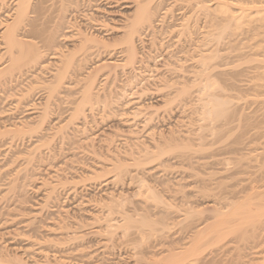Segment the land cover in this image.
I'll use <instances>...</instances> for the list:
<instances>
[{
  "label": "rangeland",
  "instance_id": "rangeland-1",
  "mask_svg": "<svg viewBox=\"0 0 264 264\" xmlns=\"http://www.w3.org/2000/svg\"><path fill=\"white\" fill-rule=\"evenodd\" d=\"M13 1L0 7V33ZM46 1H31L41 13L29 19L52 37L24 39L41 63L0 79V262L264 264L255 21L223 29L215 0H153L129 62L141 0ZM10 57L0 37V67ZM90 74L92 97L75 117ZM128 216L135 226L125 233ZM143 219L152 225L139 227Z\"/></svg>",
  "mask_w": 264,
  "mask_h": 264
},
{
  "label": "bare ground",
  "instance_id": "bare-ground-1",
  "mask_svg": "<svg viewBox=\"0 0 264 264\" xmlns=\"http://www.w3.org/2000/svg\"><path fill=\"white\" fill-rule=\"evenodd\" d=\"M14 1H16L15 2V7L13 8V15H11L12 16V18H11V20L8 22V23H6L5 24V26L2 28V31H1V33H0V37H1V39L3 40V43L5 44V46H6V51L7 52H9L10 53V55H11V57L9 58L10 60H9V64L8 65H4V66H2L1 65V67L0 68H2V69H0V79H1V81H5V83H6V81L7 82H9L10 80H11V78L14 76L13 75V73H14V71L15 70H17V69H20L22 66H25V65H28V66H34V65H36V64H40L41 63V52H39L38 51V48H36V45H33L31 42H29L28 40L26 41V40H24V39H26V37H27V35L30 37V36H33V37H38V38H41V40H43L44 41V43H46V38L48 39V38H51L52 37V35L51 36H47V37H45L44 36V34H46V32L44 33V31L48 28H45V30H43V27L42 26H40L41 24V22L39 23V21H36V22H38L39 24H37V23H35V22H33V21H35V19H33V21L31 20L32 18H30L29 19V14H31V12L33 13V12H36L37 14H40V13H38V11H39V6H38V4H35V5H32V3H31V1L32 0H14ZM13 1V2H14ZM38 1V0H37ZM42 1H44V0H42ZM50 1V0H49ZM54 1V0H53ZM56 1V0H55ZM152 1L153 0H141V2H138V4H136V8H135V11H134V14H133V18L131 19L132 21H131V24H130V30L126 33V41H125V43H126V50H127V61H129V62H132L133 60H134V58H135V55H136V46H135V44H134V34H135V32H138L137 30V28H138V26H140V24H142L143 22H146V21H149L150 20V18H151V4H152ZM216 2V5L215 6H217V11L221 14V15H223V18H225L226 19V22H223V24H221L220 26H221V28H225L226 27V29H228L227 27L229 26L228 24H230V23H232L231 21H233V24H234V26H235V28H240L241 27V25H243L244 23H245V21L246 22H248V20H249V18H250V20L251 21H255V28H254V30L256 31V35L258 36V38L259 37H261V38H264V0H253L252 1V3H254V5L251 7H247V6H241V4H237V2H233V0H215ZM241 1V0H240ZM251 1V0H250ZM6 2H7V0H0V7H3L5 4H6ZM34 2V1H33ZM45 2H47L46 0H45ZM57 2V1H56ZM242 2V1H241ZM62 3V2H61ZM63 3H64V1H63ZM62 3V4H63ZM42 5L44 4L43 2L41 3ZM40 5V4H39ZM42 5H40V6H42ZM55 5V4H54ZM64 5V4H63ZM59 6V5H58ZM66 6V5H65ZM42 7H44V6H42ZM60 7V6H59ZM45 8V7H44ZM43 8V9H44ZM63 9V8H62ZM42 10V9H41ZM61 10V9H60ZM45 11V10H44ZM59 11V10H58ZM64 11V10H63ZM214 11V10H213ZM46 12V11H45ZM60 12H62V11H60ZM44 14V13H43ZM58 14V13H57ZM32 15V14H31ZM42 15V14H41ZM40 16V15H39ZM60 16H62V15H60ZM252 16V17H251ZM42 17V16H41ZM58 17V16H57ZM40 18V17H39ZM45 19H46V17H45ZM45 19H44V21H45ZM37 20V19H36ZM48 20V19H47ZM211 20H213V19H211ZM41 21H42V19H41ZM230 22V23H229ZM244 22V23H243ZM218 23H220L219 21H218ZM243 23V24H242ZM214 26H215V22H214ZM232 26V25H231ZM220 29V28H219ZM218 29V30H219ZM225 29V30H226ZM19 30H24V31H22V32H24V33H22L23 35H24V37H23V35H19ZM50 30V29H49ZM48 32V31H47ZM25 33H26V35H25ZM21 34V33H20ZM48 34V33H47ZM20 36H22V37H20ZM54 36V35H53ZM36 38H34V39H36ZM37 38V39H38ZM91 38V37H90ZM261 38H260V42H262L263 40H261ZM28 39V38H27ZM53 40H54V38H52ZM84 39V38H83ZM82 39V40H83ZM85 39H86V41H82V45L81 46H83L84 44H86L87 42H89V41H87V38L85 37ZM84 39V40H85ZM92 40V39H91ZM96 40V39H95ZM39 42V41H38ZM52 42V41H51ZM54 42V41H53ZM34 43V42H33ZM96 43V42H95ZM43 44V43H42ZM88 44V43H87ZM98 44V43H97ZM262 45V44H261ZM259 46V48H262L260 51H258L256 54H255V57H256V55H257V59H256V61H257V65L255 66L256 68H255V70L256 69H258V71H257V73H256V76H255V78H256V81H255V83L256 84H254L255 86L254 87H256L255 88V93L258 95V96H261L262 95V98H263V94H264V69L263 70H260V69H262V68H264V65L262 64L263 62H264V46ZM38 46V45H37ZM41 46V45H40ZM39 46V47H40ZM42 46H44V45H42ZM45 46H46V44H45ZM48 46V45H47ZM257 47V46H256ZM257 50V49H256ZM255 50V51H256ZM41 54V55H40ZM208 56V55H207ZM204 58H205V56H204ZM203 58V59H204ZM62 59H64V57L62 58ZM61 59V60H62ZM73 57H72V53H71V55H67V56H65V59L62 61V62H60V63H63V64H61V65H63V67H60V68H62V70H60V71H58V74L56 75V79L59 81V80H61L62 78H63V76L65 75V69L68 67V66H70V64L71 63H73ZM7 61V60H6ZM111 62H113L112 60H110ZM5 62V61H4ZM103 62H104V64H103ZM103 62H101V66H108V65H110V64H112L111 62H106L105 63V61H103ZM6 64L8 63V62H5ZM114 64V63H113ZM100 66V67H101ZM59 68V69H60ZM7 76V77H6ZM13 79V78H12ZM93 80H94V75H91L90 74V79H89V81H87V86H86V88H85V90H84V94H83V98H82V102H81V104L79 105V107L78 108H76V110H75V117H77V116H80L81 114H82V111H84L83 109H82V107L84 106V104L85 103H89L90 101V99H91V87H92V84H93ZM0 81V82H1ZM4 81L2 82V84L4 83ZM57 81V82H58ZM1 84V83H0ZM4 85V84H3ZM57 87V86H56ZM56 87H53L52 88V90H55V88ZM182 92H183V90H182ZM184 93V92H183ZM186 93V92H185ZM182 94V93H181ZM219 95H217V97H218ZM213 97H215V96H213ZM213 99H216V98H213ZM219 99V98H218ZM264 99V98H263ZM263 99H261L260 98V100H263ZM259 100V101H260ZM89 101V102H88ZM222 102V99L221 100H215V104H216V106L217 107H220L222 104H224L223 106L225 107V101H224V103H221ZM212 104V103H211ZM82 105V106H81ZM228 105V104H227ZM223 106H221V109H223L224 107ZM223 107V108H222ZM211 108H212V106H211ZM226 109H228V108H224V110L225 111H227ZM206 110H208L209 111V109H207L206 108ZM213 111V110H212ZM224 111V112H225ZM232 111V110H231ZM230 111V112H231ZM216 112H220L219 110H216ZM222 112V111H221ZM228 112V111H227ZM206 113V112H205ZM234 113V112H233ZM74 114V113H73ZM78 114H80V115H78ZM208 114H210V112L208 113L207 112V115ZM211 114H214V113H211ZM231 114V113H230ZM228 115V114H227ZM82 116V115H81ZM215 116V115H214ZM226 116V115H225ZM74 118V117H73ZM214 118V117H213ZM228 118H230V117H228ZM43 120V119H42ZM38 123V125L40 124L41 125V123L40 122H37ZM36 127V126H35ZM32 128V131H34L36 128ZM9 130H11V129H9ZM9 130H7V131H9ZM13 130V129H12ZM11 130V131H12ZM14 131V130H13ZM12 131V132H13ZM29 131H30V129H29ZM4 132V131H3ZM2 131L0 132V133H2V134H4L5 132H6V130H5V132L3 133ZM19 132H21V131H19ZM8 133H10V132H8ZM23 133V132H22ZM21 133V134H22ZM14 134V133H13ZM18 134H20V133H18ZM1 135V134H0ZM264 158V157H263ZM120 172V171H119ZM119 175V174H118ZM252 189V188H251ZM260 193V192H259ZM249 198V197H248ZM243 199V198H242ZM244 203V202H243ZM247 203V202H246ZM245 203V204H246ZM224 204V203H223ZM227 205V204H226ZM229 205V204H228ZM238 208V207H237ZM241 208H243V207H241ZM246 208V207H245ZM258 208V207H257ZM224 209V208H223ZM247 209V208H246ZM246 209H244L243 210V213H244V211L246 212L247 210ZM250 209H252V208H250ZM264 209V208H263ZM253 210V209H252ZM252 210H249V211H252ZM249 211H247L248 213L247 214H249ZM263 211V210H262ZM229 212L231 213V211L229 210ZM233 212H234V210H233ZM233 212H232V214H233ZM254 212V211H253ZM257 212V211H256ZM259 212V211H258ZM257 212V213H258ZM221 213H222V211H221ZM227 213V212H226ZM239 213V212H238ZM237 213V211H236V215L235 216H232V214H228L229 216H231V217H234V218H229L230 220H228V221H230L231 222V220H234V219H236L235 217L237 216V215H239ZM262 213V212H261ZM264 213V212H263ZM220 214V213H219ZM223 214H225L224 212H223ZM235 214V213H234ZM233 214V215H234ZM217 215V214H216ZM216 215H213V216H215V217H217ZM241 216H242V214H240ZM253 215V214H252ZM255 215V214H254ZM225 216H227V214L225 215ZM224 216V217H225ZM259 216V215H258ZM261 216V215H260ZM220 217H223L222 216V214H221V216ZM219 217V219H220V221H221V219L222 218H220ZM223 217V218H224ZM254 217V216H253ZM239 218V217H238ZM237 218V219H238ZM242 218H244V217H242ZM242 218L240 217V221H243L242 220ZM256 218H257V214H256ZM262 218V217H261ZM218 218H217V220H219ZM225 219V218H224ZM226 219H228L227 217H226ZM236 219V220H237ZM245 219V218H244ZM257 219H259V218H257ZM216 220V219H215ZM223 220V219H222ZM224 221V220H223ZM226 221V220H225ZM235 221V220H234ZM233 221V222H234ZM245 221V220H244ZM247 222L249 221V219L248 220H246ZM259 221H260V219H259ZM227 222V221H226ZM233 222H231V223H233ZM250 222V221H249ZM260 222H263V221H260ZM133 223H134V220H132V218H130V216H128V217H125V222L124 223H122V225L120 224V227L119 228H121L123 231H125V233L126 232H128L129 230L128 229H130L131 227H134L135 226V224L133 225ZM222 223V222H221ZM229 223V222H228ZM250 223H252V222H250ZM257 223V222H256ZM204 224V223H203ZM237 224H239V223H237ZM255 224V223H254ZM152 225V222L151 221H149L148 219H143L141 222H140V225H139V227H141V228H143V227H145V226H151ZM236 225V224H235ZM245 225V224H244ZM208 226V225H207ZM242 226V225H241ZM204 227L206 228V225L204 224ZM226 227V226H225ZM237 227V226H236ZM245 227V226H244ZM231 228V227H230ZM239 227H237V229H238ZM117 229H118V226H117ZM200 229V228H199ZM201 229L203 230L204 228L203 227H201ZM226 229V228H225ZM241 231V230H240ZM201 232V231H200ZM199 232V233H200ZM235 232H237V231H235ZM243 233V232H242ZM237 234H239V233H237ZM243 235V234H242ZM244 237V236H243ZM238 239V238H237ZM191 240H193V239H191ZM198 240V239H197ZM193 245H195L194 243H193ZM1 257V256H0ZM4 258V257H3ZM2 260V259H1ZM4 260H5V258H4ZM8 259H6V261H7ZM236 260H237V257H236ZM236 260H235V263H236ZM3 261V260H2ZM8 261H10V260H8ZM8 261H7V263L4 261L3 263L2 262H0V264H8ZM11 262H13V261H11ZM145 262V263H144ZM209 262V261H208ZM207 262V263H208ZM10 263V262H9ZM33 263V262H32ZM48 263V262H47ZM142 263H144V264H168L166 261H164L163 259H157V260H153V261H143ZM177 263V262H176ZM220 263V262H219ZM14 264H29V263H20V262H18L17 261V259H16V261L14 262ZM33 264H38V262H36V261H34V263ZM45 264H46V262H45ZM58 264H61V263H58ZM63 264V263H62ZM212 264H214V263H212ZM233 264V263H232Z\"/></svg>",
  "mask_w": 264,
  "mask_h": 264
}]
</instances>
